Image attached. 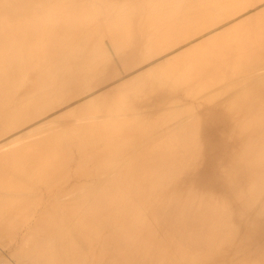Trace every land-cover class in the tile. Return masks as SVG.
<instances>
[{"label": "bare ground", "instance_id": "1", "mask_svg": "<svg viewBox=\"0 0 264 264\" xmlns=\"http://www.w3.org/2000/svg\"><path fill=\"white\" fill-rule=\"evenodd\" d=\"M252 1L0 0V264H264Z\"/></svg>", "mask_w": 264, "mask_h": 264}, {"label": "rangeland", "instance_id": "2", "mask_svg": "<svg viewBox=\"0 0 264 264\" xmlns=\"http://www.w3.org/2000/svg\"><path fill=\"white\" fill-rule=\"evenodd\" d=\"M261 1H262V0H261ZM261 1L259 2V0H253V1H252L253 4L256 3V2H259V3H258V4L256 3V5L254 4L255 6L252 5V6H254V7H251V8H255V7H256V8H255V11L259 10L261 7L264 8V5L261 3ZM262 2L264 3V0H263ZM258 6H259V7H258ZM249 8H250V7H249ZM255 11H254V12H255ZM251 13H253V12H251ZM260 14H261V13H260ZM260 14H259V16H260ZM262 14H263V13H262ZM254 15H255V14H254ZM254 15L251 16L252 19H253ZM259 16H258V15H257V16L255 15L256 19H257ZM261 16H262V15H261ZM251 17H250V18H251ZM250 18H249V19H250ZM259 18H262V17H259ZM252 19H251V20H252ZM254 19H255V18H254ZM246 20H247V19H246ZM251 20H250V21L248 20V21L251 22V24H252V21H253V20H252V21H251ZM257 20H259V19H257ZM255 21H256V20H255ZM249 22L246 23V26H247V24H248ZM253 23H254V22H253ZM249 25H250V23H249ZM249 25H248V26H249ZM243 26H244V25H243ZM243 26H241L240 28H243ZM246 26H245V27H246ZM247 28H248V27H247ZM237 29L241 31V29H239V28H237ZM237 29H236V30H237ZM236 30H235V31H236ZM245 31H248V30L244 28L243 32H245ZM243 32L241 31L242 36H243ZM255 33H256V32H255ZM235 34H236V35L239 34L238 36H241V34H240L238 31H237V33L235 32ZM245 34H247V32L244 33V35H245ZM258 34H259V33H258ZM174 35H175V36H174ZM174 35L171 36V38H172L171 40H172L173 42L175 41V40H173V39H177V40H178V38H182V36L185 35V33H182L181 35L179 34L180 37H179L178 34H174ZM173 36H174V38H173ZM176 36H177V37H176ZM242 36H241V37H242ZM245 36H246V35H245ZM247 36L249 37V34H247ZM255 36H257V34H255ZM169 42H170V41H169ZM170 43H171V42H170ZM170 43L168 44V42H165V43H163V45H165V46H166V45H170ZM246 43H247V42H246ZM246 45H248V43H247ZM156 46H157V45H156ZM156 46H153V47L156 48ZM243 46L245 47V45H243ZM157 47L159 48V47H161V46H157ZM166 47H167V46H166ZM246 47H247V46H246ZM110 48H111V47L109 46L108 49H109V51L111 52L112 48H111V49H110ZM148 48H150V47H147V50H144L145 48H144V49H141V51L144 50V53L147 54L146 51L149 50ZM151 48H152V47H151ZM164 48H165V47H161V49L159 48V50H162V49H164ZM139 49H140V48H139ZM152 49H153V48H152ZM156 49H157V48H156ZM156 49H155V50H156ZM137 50H138V49H137ZM137 50H136V52H134V54L131 55L130 57H120L119 55H117V56L115 55L116 57L113 56L112 59H114V60L111 61L110 66L107 68V72H108V74H107V76H106L107 79H108V78H111V79H112V78H118V77L121 78V77H122V80H123V81H125V82L128 81L127 85L123 88L125 91H124L122 88H121L122 90L119 89V90H121V91L126 92V90L128 89V86H129L128 84H130V78H131L133 75H131V77H126V76H130V75H126L127 73H126L125 71L128 70L129 68L135 66V65L137 64V62H138L139 59L137 60L138 57H137V55L135 56V54H136V53H137V54H140V53H141V51L138 53ZM159 50L157 49L156 52L158 53ZM142 52H143V51H142ZM148 52H150V54H151V51H148ZM152 52H154V50H153ZM146 54H145V55H146ZM153 54H155V52H154ZM141 55H142V53H141ZM147 55H149V54H147ZM147 55H146V56H147ZM134 56H135V57H134ZM146 56H143V55H142L141 57H146ZM147 57H148V56H147ZM147 57H146V58H147ZM149 57H150V56H149ZM139 58H140V57H139ZM154 58L156 59V57H154ZM154 58H153V60H155ZM122 60H123V61H122ZM116 66H117V67H116ZM170 67H171V66H170ZM170 67H169V68H170ZM163 70H165V68H162V71H163ZM159 71H160V70H159ZM116 73H119V76H118V77H115ZM120 73H121L122 75H121ZM125 73H126V74H125ZM123 74H124V75H123ZM131 80H133V78H132ZM131 82H132V81H131ZM79 83H81V82L78 81V84H79ZM126 87H127V89H126ZM129 89H130V88H129ZM129 89H128V90H129ZM119 90H117L118 92H117V91H113V92H111V93L108 95V97H107L106 99H108V101H112V102H113V101L116 100V99H117V100H120V99H123L124 97H125V99H126V98H131L132 95H133V94L131 95L132 92H129V91H128V94L130 93L129 95H131L130 97H128L129 95L126 96V93H125V94H124V97L117 98V97H119V96H122V95L119 93V92H120ZM116 92H117V93H116ZM122 94H123V92H122ZM143 94H146V97L149 96V95H151V93L149 94V93L146 92V91H144ZM143 94H141V95L144 96ZM115 97H116V99H115ZM106 99H104V100H106ZM104 100H100V101H98V102H96V103H97V104H98V103H101V102L104 101ZM117 100H116V101H117ZM127 100H129V99H127ZM130 101H132V100H130ZM180 101H181V103H186L185 100H183V99H182V100H179L178 102H180ZM183 101H184V102H183ZM114 102H115V101H114ZM128 102H129V101H128ZM164 103H165V102H164ZM164 103H161V104L164 105ZM170 103L172 104L173 101L170 100V101H169V104H170ZM161 104H160V105H161ZM166 104H168V101H167ZM166 104H165L164 106H167ZM1 264H2V263H1Z\"/></svg>", "mask_w": 264, "mask_h": 264}]
</instances>
